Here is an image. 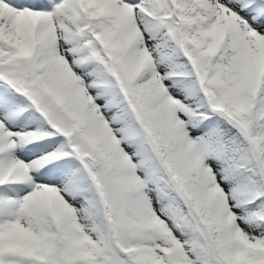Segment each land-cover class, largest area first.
<instances>
[{
	"label": "snow or ice",
	"instance_id": "6c2138e0",
	"mask_svg": "<svg viewBox=\"0 0 264 264\" xmlns=\"http://www.w3.org/2000/svg\"><path fill=\"white\" fill-rule=\"evenodd\" d=\"M0 264H264V0H0Z\"/></svg>",
	"mask_w": 264,
	"mask_h": 264
}]
</instances>
